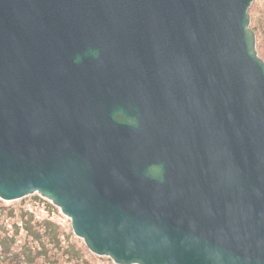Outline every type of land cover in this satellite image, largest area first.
<instances>
[{"label":"water","instance_id":"water-1","mask_svg":"<svg viewBox=\"0 0 264 264\" xmlns=\"http://www.w3.org/2000/svg\"><path fill=\"white\" fill-rule=\"evenodd\" d=\"M253 0H0V198L116 264H264Z\"/></svg>","mask_w":264,"mask_h":264},{"label":"rangeland","instance_id":"rangeland-1","mask_svg":"<svg viewBox=\"0 0 264 264\" xmlns=\"http://www.w3.org/2000/svg\"><path fill=\"white\" fill-rule=\"evenodd\" d=\"M250 7V28H255L257 54L264 61V0H253ZM111 262L90 253L72 232L70 219L36 192L10 201L0 198V264Z\"/></svg>","mask_w":264,"mask_h":264},{"label":"bare ground","instance_id":"bare-ground-1","mask_svg":"<svg viewBox=\"0 0 264 264\" xmlns=\"http://www.w3.org/2000/svg\"><path fill=\"white\" fill-rule=\"evenodd\" d=\"M255 43H256V41H255ZM257 44V43H256ZM257 50V49H256ZM259 55V54H258ZM260 57V56H259ZM38 194V193H37ZM39 195V194H38ZM43 198H45V197H43ZM45 199H47V198H45ZM48 201H50L49 199H47ZM51 202V201H50ZM52 203V202H51ZM53 204V203H52ZM71 229H72V227H71ZM72 232H73V229H72ZM74 233V232H73ZM74 235L75 236H77L75 233H74ZM78 238L80 237V236H77ZM81 239H82V242L85 244V246H86V248L89 250V248L87 247V245H86V243L84 242V239L82 238V237H80ZM89 252L90 253H93V254H96V255H98L99 257H103V256H106V257H108V258H110L109 256H107V255H101V254H98V253H95L94 251H90L89 250ZM111 259V258H110ZM112 260V259H111ZM114 264H116L115 262H113Z\"/></svg>","mask_w":264,"mask_h":264},{"label":"trees","instance_id":"trees-1","mask_svg":"<svg viewBox=\"0 0 264 264\" xmlns=\"http://www.w3.org/2000/svg\"><path fill=\"white\" fill-rule=\"evenodd\" d=\"M250 9H251V7H250ZM249 11H251V10H249ZM251 26H252V25H251ZM251 28H252L253 30H255V28H254L253 26H252ZM111 264H113V263L111 262Z\"/></svg>","mask_w":264,"mask_h":264}]
</instances>
